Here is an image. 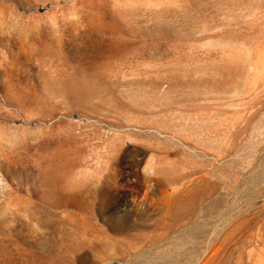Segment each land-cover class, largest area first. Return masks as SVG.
I'll return each instance as SVG.
<instances>
[{"label": "rangeland", "instance_id": "374dc122", "mask_svg": "<svg viewBox=\"0 0 264 264\" xmlns=\"http://www.w3.org/2000/svg\"><path fill=\"white\" fill-rule=\"evenodd\" d=\"M0 264H264V0H0Z\"/></svg>", "mask_w": 264, "mask_h": 264}]
</instances>
